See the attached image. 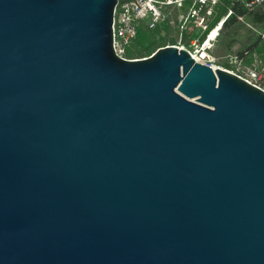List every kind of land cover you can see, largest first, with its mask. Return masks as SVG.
<instances>
[{
	"label": "water",
	"instance_id": "95a60500",
	"mask_svg": "<svg viewBox=\"0 0 264 264\" xmlns=\"http://www.w3.org/2000/svg\"><path fill=\"white\" fill-rule=\"evenodd\" d=\"M116 3L0 0V264H264V89Z\"/></svg>",
	"mask_w": 264,
	"mask_h": 264
},
{
	"label": "built area",
	"instance_id": "2783aa9c",
	"mask_svg": "<svg viewBox=\"0 0 264 264\" xmlns=\"http://www.w3.org/2000/svg\"><path fill=\"white\" fill-rule=\"evenodd\" d=\"M219 0H117L114 8L112 23V46L114 52L123 58L127 55L128 48L133 39L138 35L141 26L155 28L165 16V7L175 6L181 8L188 4L187 10L180 14V37L175 45L187 48L192 56L205 64L214 67H223L253 84L264 89V54L254 51L247 56L237 52L226 54L223 64L217 62L211 48L220 35V29L225 18L232 13L229 8L226 14L211 28L209 18L216 13V5ZM248 10H254L264 3V0H238ZM243 20V16H238ZM199 30V34L195 32ZM205 32V36L201 35ZM264 37V32L262 33ZM187 38L188 41H185Z\"/></svg>",
	"mask_w": 264,
	"mask_h": 264
},
{
	"label": "trees",
	"instance_id": "16d2710c",
	"mask_svg": "<svg viewBox=\"0 0 264 264\" xmlns=\"http://www.w3.org/2000/svg\"><path fill=\"white\" fill-rule=\"evenodd\" d=\"M232 9L220 29V38L223 40L224 48L231 49L233 43L239 38L241 28L245 30V41L242 47L236 50L241 55H246L245 59L249 60L247 56L254 51L259 54H264V3L257 6L254 10H248L238 0H219L216 5V13L209 18V28L213 27L228 11ZM238 16H243L241 20ZM154 28H148L142 25L138 35L133 39L131 46L128 48L127 55L129 57H141L151 54L158 47L156 40H150L147 35L153 33ZM205 36V32L201 38ZM214 53V51L211 49Z\"/></svg>",
	"mask_w": 264,
	"mask_h": 264
},
{
	"label": "rangeland",
	"instance_id": "374dc122",
	"mask_svg": "<svg viewBox=\"0 0 264 264\" xmlns=\"http://www.w3.org/2000/svg\"><path fill=\"white\" fill-rule=\"evenodd\" d=\"M187 7L188 4L181 8H177L171 5L165 7L164 18L153 29V33L151 35H147V38L150 40H156L158 43V47L166 44H175L180 37L179 17L181 13L187 10ZM199 32L200 31L197 30L195 33L199 34ZM219 38L220 35L217 37L211 49L214 51L217 62L223 64L226 60L225 58L227 53L236 52L237 49L243 46L245 41V30L241 28L239 38L235 43L232 44L231 49L227 51L224 48L223 40ZM184 40L188 41L187 38H184Z\"/></svg>",
	"mask_w": 264,
	"mask_h": 264
}]
</instances>
